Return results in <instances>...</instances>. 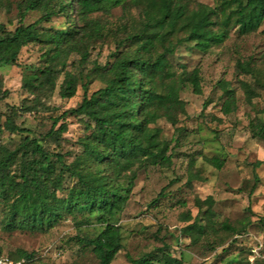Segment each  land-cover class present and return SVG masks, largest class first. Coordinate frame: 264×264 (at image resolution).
<instances>
[{
	"label": "trees",
	"instance_id": "16d2710c",
	"mask_svg": "<svg viewBox=\"0 0 264 264\" xmlns=\"http://www.w3.org/2000/svg\"><path fill=\"white\" fill-rule=\"evenodd\" d=\"M119 7L123 11L122 23L115 28L93 17L99 13L109 15ZM31 11L41 12L42 17L24 25ZM74 14V25L66 32H43L39 28L54 17L71 19ZM19 15L20 25L14 31L0 24V66L19 65L22 50L31 44L48 47L43 56L45 66L23 79L22 87L33 95L55 90L58 76L64 73L60 94L65 99L76 97L83 77L66 71L67 58L80 55L78 65L82 67L89 61L93 45L111 37H115L112 39L117 51L114 62L104 68L105 87L91 96L85 91L82 102L60 116L82 117L91 123L83 152L72 163L65 162V155L46 150L29 135L30 130L16 123L18 108L12 107L9 114L0 110V121L5 118L0 131L24 136L16 149L0 148V207L5 212V229L47 231L81 209L98 212L109 221L106 228L95 239L82 238L78 242L91 247L99 264H112L123 249V233L121 226L111 221L125 212L136 179L125 177V167L151 160L162 168H171L173 156L167 154L168 145L161 142L152 126L159 118H169L172 112L186 114V103L180 97L184 86L190 84L194 94H202L199 69L178 74L169 56L188 41L194 42L200 52L208 53L229 38L232 26L240 36L258 32L264 24V0H222L215 7L191 0H23ZM121 33L122 38H118ZM237 70L253 78L254 84L243 82L247 100L260 97L259 91L264 92V67L239 61ZM222 89L228 98L223 113L230 115L237 109L236 96L226 85ZM25 107L22 111H30ZM59 119L46 135L58 147L68 131L66 123L55 130ZM251 127L255 138L264 139V120L253 121ZM207 161L217 170L226 164L219 157ZM66 174L73 179L69 187H65ZM207 201L211 207L212 198ZM183 221L187 225L182 234L191 243H199L205 233L199 217L189 213ZM213 221L208 217L209 225ZM222 229L231 235L246 231L228 222L222 224ZM31 258L21 250L13 260L28 264ZM131 263L184 264L169 252L157 260L147 254Z\"/></svg>",
	"mask_w": 264,
	"mask_h": 264
},
{
	"label": "rangeland",
	"instance_id": "374dc122",
	"mask_svg": "<svg viewBox=\"0 0 264 264\" xmlns=\"http://www.w3.org/2000/svg\"><path fill=\"white\" fill-rule=\"evenodd\" d=\"M22 1L0 0V24L8 31L20 25ZM221 1L191 0L213 7ZM122 15L119 7L109 15L99 13L93 17L115 28L122 23ZM41 17V12L31 11L23 24L35 23ZM72 19L76 20V14L71 19L59 15L50 22H43L39 28L43 32H66L74 25ZM122 34L118 38H122ZM112 38L115 37L94 44L89 61L82 67L78 65L80 55L71 54L67 58L66 71L83 77L72 99L62 98L60 94L64 73L58 76L52 92L33 95L22 87L25 76L45 66L43 56L48 47L31 44L22 50L19 65L0 66L1 112L9 114L12 107L18 108L16 123L30 130L29 135L49 152L65 155L67 164L82 154L84 142L91 134V123L82 117L60 116L76 108L85 91L91 96L105 87L104 68L114 62L117 51ZM169 59L178 74L199 69L202 94H194L190 84L184 86L180 97L186 103V114L172 112L169 118H159L152 126L161 142L168 145L167 154L173 156L171 168H162L151 160L125 167V177L135 176L136 179L125 212L111 221L121 226L123 233V249L112 264H132V259L147 254L157 260L164 252L182 259L184 264H264V139L255 138L251 127L253 121L264 120V92L259 91L260 97L249 102L243 82L254 84L253 78L237 70L239 61L264 67V24L258 32L247 36H240L232 26L229 38L222 45L213 46L208 53L200 52L194 42H185ZM87 74L89 79L84 78ZM223 85L236 96L237 109L230 115L223 113L228 99ZM24 106L30 111H22ZM56 118L60 121L55 130L63 123L68 127L60 147L46 137ZM4 121L5 118L0 126ZM23 138L3 129L0 148L14 150ZM213 157L225 160L222 170L208 163ZM72 184L73 179L66 174L65 187ZM209 198L213 200L211 207ZM189 213L199 217L205 232L197 244L191 243L181 232L187 225L183 218ZM4 217L5 212L0 207V256L13 259L22 250L32 255L28 264H99L91 247L80 245L78 240L95 239L106 228L109 221L101 213L81 209L54 228L37 232L7 231ZM208 217H213L212 225ZM224 222L246 231L231 235L222 229ZM261 243L263 248L260 249Z\"/></svg>",
	"mask_w": 264,
	"mask_h": 264
},
{
	"label": "built area",
	"instance_id": "2783aa9c",
	"mask_svg": "<svg viewBox=\"0 0 264 264\" xmlns=\"http://www.w3.org/2000/svg\"><path fill=\"white\" fill-rule=\"evenodd\" d=\"M263 248V244H260V249ZM253 261V259H252ZM24 260L15 261L7 256H0V264H24Z\"/></svg>",
	"mask_w": 264,
	"mask_h": 264
}]
</instances>
